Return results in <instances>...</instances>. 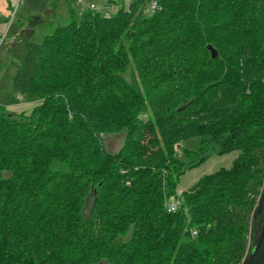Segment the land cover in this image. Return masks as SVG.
<instances>
[{"label": "trees", "instance_id": "1", "mask_svg": "<svg viewBox=\"0 0 264 264\" xmlns=\"http://www.w3.org/2000/svg\"><path fill=\"white\" fill-rule=\"evenodd\" d=\"M113 12L23 35L10 102L35 106L0 103V264H243L264 188V0ZM119 132L109 153L104 135ZM235 150L230 169L178 194L198 158Z\"/></svg>", "mask_w": 264, "mask_h": 264}, {"label": "rangeland", "instance_id": "2", "mask_svg": "<svg viewBox=\"0 0 264 264\" xmlns=\"http://www.w3.org/2000/svg\"><path fill=\"white\" fill-rule=\"evenodd\" d=\"M83 1L84 3H80L79 0H0V36L3 38V41H0V103L7 106L10 111L30 113L35 106V103L10 102L14 76L27 53V41L23 35L30 34V41L39 42L45 35L53 33L58 26L71 21V11L89 8L86 4H94L99 11L105 12L109 4H114L118 9L128 6L131 0ZM125 77L130 80V71ZM125 135L124 132L104 135L106 150L109 153L118 152L124 144ZM197 142L198 139L183 141L176 144L174 150L179 158L188 160V154L196 150ZM239 155L240 151L235 150L226 154L213 153L198 158L197 164L188 168L179 178L178 194L190 189L207 174L222 168L230 169ZM169 200L175 201L173 197ZM176 200L181 204L179 199ZM91 205L92 199L88 201L87 211Z\"/></svg>", "mask_w": 264, "mask_h": 264}, {"label": "water", "instance_id": "3", "mask_svg": "<svg viewBox=\"0 0 264 264\" xmlns=\"http://www.w3.org/2000/svg\"><path fill=\"white\" fill-rule=\"evenodd\" d=\"M208 49L211 51L212 56L215 58L217 56L216 50L211 45L208 46ZM209 155H210L209 153L206 154V156ZM263 216H264V188L262 190V193L258 200V204L252 215V224H251V232H250L251 238L243 264H264V223L262 226V231L258 242L256 243V240L254 239L255 226L258 224V222L261 220Z\"/></svg>", "mask_w": 264, "mask_h": 264}, {"label": "built area", "instance_id": "4", "mask_svg": "<svg viewBox=\"0 0 264 264\" xmlns=\"http://www.w3.org/2000/svg\"><path fill=\"white\" fill-rule=\"evenodd\" d=\"M80 3H84L83 0H79ZM89 8L91 9H97L96 6L94 4H86ZM108 8L106 9V11L104 12L107 16H110V14L116 10L117 6H114V4H109V6H107ZM158 7L156 2H153L151 4L150 10H156ZM0 41H3V38L0 36ZM166 207L168 208L169 211L175 212L179 209L180 207V203L179 201H170L169 199L166 200L165 202ZM196 232H193V235H195Z\"/></svg>", "mask_w": 264, "mask_h": 264}, {"label": "crops", "instance_id": "5", "mask_svg": "<svg viewBox=\"0 0 264 264\" xmlns=\"http://www.w3.org/2000/svg\"><path fill=\"white\" fill-rule=\"evenodd\" d=\"M61 3H63V2H61ZM61 3H60V4H61Z\"/></svg>", "mask_w": 264, "mask_h": 264}]
</instances>
